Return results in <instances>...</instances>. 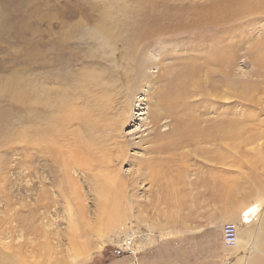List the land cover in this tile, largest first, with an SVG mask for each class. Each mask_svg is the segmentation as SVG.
<instances>
[{"label": "rangeland", "instance_id": "1", "mask_svg": "<svg viewBox=\"0 0 264 264\" xmlns=\"http://www.w3.org/2000/svg\"><path fill=\"white\" fill-rule=\"evenodd\" d=\"M91 10L121 11L103 30L110 42L103 44L94 36L98 21L87 15ZM165 26L177 31L144 37L134 51V65L154 80L169 71L168 81H173L175 73L185 70L184 136L193 127L205 141L193 145L186 138L178 153L152 155L142 151L148 147L142 143L155 135L143 101L153 89L148 82L141 85L132 102L134 121L122 125L129 91L121 75L127 71L129 42ZM74 27L76 32H69ZM207 40L215 46L216 61L201 77H193L187 68L205 64ZM41 42L47 55L45 71ZM91 73L103 74L101 88L94 90L111 108L102 137L131 143L127 159L132 163L113 164V181L105 192L75 174L86 200L74 206L86 212L85 218L70 219L67 205L48 185L50 199L56 196L57 203L47 237L2 239L1 251L6 245L36 247L26 263L12 264H264V198L251 226L235 223V247L226 245L223 237L220 241L218 223L196 221V212H211L202 193L229 179H238L244 189L253 183L264 194V0H0L1 223L8 221L9 195L22 198L24 207L40 201L37 149L25 145V133L32 130L30 139L35 140L38 126L31 95L56 91L73 104L75 93L68 92ZM168 81L156 87H166ZM78 91L82 99L73 106L87 113L85 89ZM28 95L31 104L25 106L22 100ZM164 122L161 131L174 130L171 118ZM117 154L112 152L113 157ZM155 157V170L142 164ZM19 189L32 194H18ZM207 224L212 226L204 244L192 236Z\"/></svg>", "mask_w": 264, "mask_h": 264}, {"label": "bare ground", "instance_id": "2", "mask_svg": "<svg viewBox=\"0 0 264 264\" xmlns=\"http://www.w3.org/2000/svg\"><path fill=\"white\" fill-rule=\"evenodd\" d=\"M120 12V10L119 12L116 10H91V12H86L88 16L97 18L98 22L95 25L97 29L94 32V36L97 39H100L103 44L111 41L109 35L105 34L103 30L114 23V21H110L115 19L116 14H121ZM76 29L77 27L71 28L69 32H76ZM176 31V27L165 26L162 27L160 31L157 29L156 31L150 32L148 35L140 34L139 37L137 36V39H132L128 45L130 54H127L125 58L127 62V71L121 75L124 86L129 92L131 90L130 96L128 92L126 103L123 108L122 125H127L134 121V116H132V107H134V103L132 102H134L133 99H135V92L140 89L141 85L144 82H148L150 89H153V92L148 93L147 99L143 101L146 102L147 115L150 118L148 124L152 127L155 135L146 138L142 143L143 145H148V147L145 146L146 148L142 151L152 155H159L166 152L178 153L182 148L183 139L186 138L189 139L188 143L193 145L194 143L198 145L197 141H205L201 137V132L193 127L191 130L187 131L188 133L190 132L189 136H184V133L186 132L184 125L186 122L181 117V112L183 109L185 95L184 88L186 85L183 82L185 70H180L175 73L173 75V81H168L169 77H172V72L169 71L165 72L163 78L154 80L134 65V51L144 37L150 35L154 36L156 34L172 35ZM62 37H64V35ZM207 42L209 44L205 50L206 53L209 54L205 64L197 65L192 63L190 69L186 67L189 75H192L193 77L198 75L201 77L202 70L207 65L210 66L216 61L214 56L215 46L212 41L207 40ZM58 46L61 47L60 42L58 43ZM44 48L45 47L41 42L39 55L43 71H45L48 66L46 62L47 55ZM73 60L75 59H70L71 64H73ZM98 66L103 68L100 65ZM87 76V79L84 81L80 80L83 82L82 84H78V82L75 81L77 83L74 86V90L71 89L68 92L69 95L73 92L75 93L74 98L77 102L82 99V95L78 90L82 88L85 89L88 102L87 113L74 108L73 104L76 102L73 104L67 103L65 93L62 94L58 92V95L56 91L45 92L46 90H40L38 93L31 95L32 104L35 105V108L33 107L35 110L34 112H36V116L38 117V126L33 130L36 135L35 140L30 139L32 130H30V132L26 130L25 145H34L37 149V158L39 161L38 179L41 183V190L38 192L40 201L38 200L32 208L24 207L22 198H18V195H9L6 200L5 209L8 221L5 223L0 222V241L6 238L18 237V235L23 237L25 234L32 236L34 239L47 237L46 229L48 226H51L50 218L52 214H54L55 204L57 203L56 196L52 200L50 199L51 197L49 196V191L47 189L48 185H51L57 190L55 193H57L58 198L63 200L65 205H67L68 216L70 219L74 217L82 218L83 216L85 218L86 212H83L74 206L75 204H82V201L85 202L86 200L85 195L80 191L82 187V184L80 185V179H78L75 174L82 176L83 183L88 181L87 184L95 185L97 189L105 192L106 189H109V182L111 183L113 181V177H110V173L113 171L111 170L113 164L117 163L118 165H121L126 161L132 163L127 159V151L132 147L131 143H126L125 145L123 141L115 140L111 143V138L102 137V135H104L102 126H104L106 115L111 108L103 103L102 97L95 93L96 91L94 88L96 86L101 88L103 74L91 73ZM166 81H168L166 87H156L160 83ZM211 89H213V86H211ZM29 97V95L25 96L22 100L25 106L31 104ZM168 118H171L173 123H176L174 130L169 132V130L165 128L161 131V126L165 125L164 121L168 120ZM73 126L77 127L73 128ZM223 136H226L224 132ZM208 141H211V138H209ZM114 151L118 153L116 157L112 156V152ZM223 157L224 156L221 155V158ZM133 159L135 158L133 157ZM157 161L158 158L155 157L153 159L144 160L142 164L147 166L148 169H151L152 167V170H155V162ZM180 163L181 162H177L176 159L174 160L176 166L181 167ZM213 169L209 170L213 171ZM168 171L171 173V170ZM23 190L19 189L18 194L21 193L22 195L24 193ZM11 191H13V188ZM33 191L35 190L33 189ZM25 193L26 195L29 193L32 194V191H25ZM13 200L16 201V205L19 204L18 210L15 209V201L13 202ZM25 209H27V211H25ZM26 212L28 213L26 214ZM244 213L245 215L242 220L243 223H251L255 220L256 215L260 213V209L258 206H253L246 209ZM27 219L29 222H27ZM6 246V250H0V264H12L16 260L20 261V263H26L29 256H31L36 250L35 246L31 247L27 244L24 246L21 245L18 248L11 245ZM50 258H53L52 255L48 258V261ZM56 262L45 263L56 264Z\"/></svg>", "mask_w": 264, "mask_h": 264}, {"label": "crops", "instance_id": "3", "mask_svg": "<svg viewBox=\"0 0 264 264\" xmlns=\"http://www.w3.org/2000/svg\"><path fill=\"white\" fill-rule=\"evenodd\" d=\"M227 181L226 184L219 183L217 188H211L208 194L202 193V196L209 200L211 212L207 211L208 213L205 212L201 216L196 212V221L218 223L215 227L220 229L219 238L221 242V229L227 224L237 225L235 223H243L244 211L253 206H257L259 201L264 198V194L261 193L259 187L253 183L249 184L248 187L244 189L242 183H240L238 179L234 178V180L229 179ZM214 209H219L217 214L212 212ZM245 225L251 226V223H245ZM211 226V224H207L203 226L201 230H196L192 237H200L204 243L207 238V230ZM204 244H206V242Z\"/></svg>", "mask_w": 264, "mask_h": 264}, {"label": "built area", "instance_id": "4", "mask_svg": "<svg viewBox=\"0 0 264 264\" xmlns=\"http://www.w3.org/2000/svg\"><path fill=\"white\" fill-rule=\"evenodd\" d=\"M223 241L230 247H235L238 241V228L234 224H227L222 230ZM131 245V243L129 244Z\"/></svg>", "mask_w": 264, "mask_h": 264}]
</instances>
